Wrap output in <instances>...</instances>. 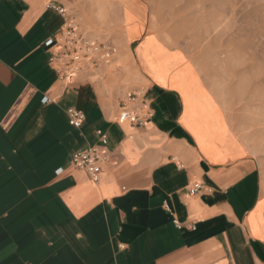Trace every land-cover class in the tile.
I'll use <instances>...</instances> for the list:
<instances>
[{"label":"crops","instance_id":"1","mask_svg":"<svg viewBox=\"0 0 264 264\" xmlns=\"http://www.w3.org/2000/svg\"><path fill=\"white\" fill-rule=\"evenodd\" d=\"M124 1L139 26L128 31L123 10L119 39L133 52L143 26L134 2ZM47 2L0 0V264H264L259 174L197 67L189 60L225 140L203 138L180 89L156 81L134 57L137 68L108 81L112 95L90 73L64 84L44 44L62 26ZM122 53L120 61H131ZM137 88L154 116L144 126L121 124L117 100ZM69 107L84 113L81 127L69 124ZM98 130L109 158L93 181L70 156L94 144ZM194 181L204 188L190 195Z\"/></svg>","mask_w":264,"mask_h":264},{"label":"rangeland","instance_id":"2","mask_svg":"<svg viewBox=\"0 0 264 264\" xmlns=\"http://www.w3.org/2000/svg\"><path fill=\"white\" fill-rule=\"evenodd\" d=\"M50 1L67 8L78 32L86 39L115 47L114 54L107 61L97 58L95 66L84 59L73 82L66 84L63 80L68 86L80 73H90L101 91L109 96L113 86H107L108 81L113 79L116 83L123 78L129 65L137 68L134 58L145 66L148 47L168 50L165 44L183 50L188 59L181 52L174 51L181 53L184 61L189 63V69L183 74H179L177 68L161 76L147 72L156 81L180 89L187 107V119L203 138L211 136L225 140V126L218 109L209 98H200L202 86L190 61L197 67L238 136L247 145L264 195V0H132L143 26L136 41L139 44L133 52L119 39L123 10L128 31L139 26L129 23L135 17L129 2L121 0L123 8L116 0ZM122 50L125 53L121 58L131 61L118 59ZM66 60L61 58L57 67L62 68ZM133 90L136 89H129L126 93ZM209 115L213 118L211 124L204 122ZM243 152L244 148L239 144L237 154Z\"/></svg>","mask_w":264,"mask_h":264},{"label":"built area","instance_id":"3","mask_svg":"<svg viewBox=\"0 0 264 264\" xmlns=\"http://www.w3.org/2000/svg\"><path fill=\"white\" fill-rule=\"evenodd\" d=\"M47 7L56 11L62 18L60 30L48 38L44 44L54 49L52 59L55 60L57 65H59L61 58H67L63 67L58 68L62 79L66 80V84L73 82L84 59L95 66L97 58L107 61L114 54L115 47L112 44L97 43L95 40L86 39L82 36L78 32L74 19L63 5L48 0ZM66 113L70 125L77 128L83 125L85 116L82 111L69 107ZM153 116L154 109L144 98V92L141 88L126 93L118 102L116 119L121 124L144 126ZM96 134L97 141L94 144L76 150L70 156L72 166L85 171L93 181L99 179L102 165L109 158L106 132L98 130ZM59 170L61 169L59 168L57 171ZM202 188H204V185L201 181H194L187 185V192L190 195H194ZM174 223L177 227H181L177 220H174Z\"/></svg>","mask_w":264,"mask_h":264},{"label":"bare ground","instance_id":"4","mask_svg":"<svg viewBox=\"0 0 264 264\" xmlns=\"http://www.w3.org/2000/svg\"><path fill=\"white\" fill-rule=\"evenodd\" d=\"M144 60L146 62L144 69L150 74L153 73L158 76L164 75L172 68H177L176 71L179 74H183L189 69V63L184 61L181 53H171L169 50L158 46L148 47Z\"/></svg>","mask_w":264,"mask_h":264}]
</instances>
